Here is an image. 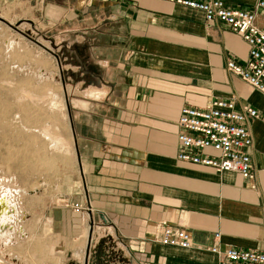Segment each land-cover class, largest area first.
Returning a JSON list of instances; mask_svg holds the SVG:
<instances>
[{
	"label": "crops",
	"instance_id": "obj_1",
	"mask_svg": "<svg viewBox=\"0 0 264 264\" xmlns=\"http://www.w3.org/2000/svg\"><path fill=\"white\" fill-rule=\"evenodd\" d=\"M223 1L253 9L259 0ZM36 4L53 27L80 17L92 28L95 15V25L115 24L122 34L117 49L102 53L76 38L67 69L39 57L46 62L38 66L41 84L53 95L39 106L55 115L32 132L61 162L52 180L34 178L36 189L10 175L14 214L0 253L11 264H220L208 250L213 245L264 252V95L226 69L228 60L244 64L246 43L223 25H208L199 11L163 2ZM220 99L261 115L247 125L254 189L238 173L176 160L180 110ZM5 163L0 170L18 168ZM160 222L188 231L192 247L159 244Z\"/></svg>",
	"mask_w": 264,
	"mask_h": 264
},
{
	"label": "rangeland",
	"instance_id": "obj_2",
	"mask_svg": "<svg viewBox=\"0 0 264 264\" xmlns=\"http://www.w3.org/2000/svg\"><path fill=\"white\" fill-rule=\"evenodd\" d=\"M36 5V0H0V165L5 161V165L18 167L0 170V192L3 193L11 187V174L17 176L20 184L30 181V188L36 189L34 178L44 175L52 180L61 162L59 155L50 151L51 144L32 132L44 120L52 122L55 115L52 107L48 113L39 106L44 97L49 100L53 97L52 90L41 84L38 66L46 62L39 57H54L67 69L68 54L73 51L70 44L76 38H86L94 53H102L108 48L117 49L122 34L121 27L115 24L109 26L98 21L95 25V15L92 28L86 29L80 17L71 26L53 27L43 6ZM67 77L66 74V82ZM60 93L67 98V91L65 96L63 91ZM4 174L9 181L2 179ZM5 244L0 239V247ZM0 264H11L3 253H0Z\"/></svg>",
	"mask_w": 264,
	"mask_h": 264
},
{
	"label": "built area",
	"instance_id": "obj_3",
	"mask_svg": "<svg viewBox=\"0 0 264 264\" xmlns=\"http://www.w3.org/2000/svg\"><path fill=\"white\" fill-rule=\"evenodd\" d=\"M199 11L208 25H223L238 35L248 47L244 64L228 60L226 69L251 89L264 95V0L253 9L235 7L223 0H152ZM251 106L237 107L234 101L213 100L201 108L184 107L177 120L176 160L210 168L217 174L234 172L253 184L255 172L250 154L252 146L249 120H260ZM4 193L1 191L0 195ZM72 211L91 212L89 205L65 203ZM156 241L162 246L189 249L192 238L188 231L166 222L156 226ZM218 238V235H215ZM221 256L220 264H264V252L225 248L208 249Z\"/></svg>",
	"mask_w": 264,
	"mask_h": 264
},
{
	"label": "bare ground",
	"instance_id": "obj_4",
	"mask_svg": "<svg viewBox=\"0 0 264 264\" xmlns=\"http://www.w3.org/2000/svg\"><path fill=\"white\" fill-rule=\"evenodd\" d=\"M52 140V139H51ZM53 145V144H52ZM54 146V145H53ZM8 188V187H7ZM8 194V192H5L2 196L0 195V203L4 202L5 201V204L6 205H9V206H12L10 201H9V198L6 196ZM13 208V207H12ZM13 221V217L12 216H7V215H2L0 217V239L1 240H6L8 238V231L7 230H3L5 228L9 229V226L8 224ZM10 231V230H9Z\"/></svg>",
	"mask_w": 264,
	"mask_h": 264
},
{
	"label": "water",
	"instance_id": "obj_5",
	"mask_svg": "<svg viewBox=\"0 0 264 264\" xmlns=\"http://www.w3.org/2000/svg\"><path fill=\"white\" fill-rule=\"evenodd\" d=\"M11 209V210H10ZM12 216L13 210L12 207L5 204V201L0 203V217L2 215Z\"/></svg>",
	"mask_w": 264,
	"mask_h": 264
}]
</instances>
